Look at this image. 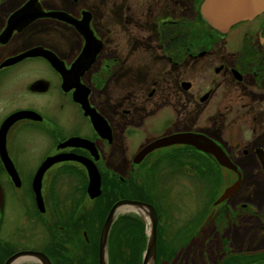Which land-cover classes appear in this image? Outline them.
I'll list each match as a JSON object with an SVG mask.
<instances>
[{
    "label": "flooded vegetation",
    "instance_id": "1",
    "mask_svg": "<svg viewBox=\"0 0 264 264\" xmlns=\"http://www.w3.org/2000/svg\"><path fill=\"white\" fill-rule=\"evenodd\" d=\"M63 1L0 0V145L13 162L20 185L11 180L1 157L0 177L21 197L26 222L19 233L1 234L6 206L2 182L0 264L19 251L44 254L50 264H99L105 219L101 223L91 210H109L122 200L152 204L145 183L184 174H193L196 181L220 175L223 186H218L204 213L178 232H168L173 234L169 238L197 240L212 221L219 240L212 251L214 264H264V252L250 253L264 249V219L256 229L262 240L255 245L250 243L252 231L245 232L239 243L233 234L237 216L262 213L261 208H252V200L235 198L245 179L236 156L252 160L253 172L264 177V11L222 33L203 20L202 0L190 2L191 19L187 0H156L153 4H160L156 10L141 3L140 14L126 13L108 41L88 5L67 0L69 4L61 6ZM55 26L69 33L60 43ZM39 32H47L46 39L63 50L38 40ZM154 39L169 51L158 62H145L141 56L146 47H154ZM36 48L34 55L20 57ZM123 74H131L132 81L121 88ZM190 114L193 124L176 123ZM204 124L218 125L220 130L210 131ZM175 133L208 138L237 170L191 144L147 150ZM49 158L55 160L42 173L38 201L34 177ZM97 174L100 192L91 196L90 178ZM235 181H239L236 191L215 205ZM121 219H114L110 230L107 264H142L144 249L123 254L112 249L113 230ZM34 225L39 227L37 234L28 232ZM157 227V238L163 240L165 230L159 221ZM189 255L184 250L157 249L155 264H186ZM21 264L42 263L30 257Z\"/></svg>",
    "mask_w": 264,
    "mask_h": 264
},
{
    "label": "rangeland",
    "instance_id": "2",
    "mask_svg": "<svg viewBox=\"0 0 264 264\" xmlns=\"http://www.w3.org/2000/svg\"><path fill=\"white\" fill-rule=\"evenodd\" d=\"M154 1L156 0H80L82 4L88 5L90 9L95 13L97 27L105 34L108 41L109 38L111 39L112 34L118 30V26L120 25L121 21L123 20V16L126 13H130L134 10V13L137 12V10L140 9L141 3H143L147 8L149 7V5H152V10H156L160 7V4H153ZM187 1L189 4V6H187V17L188 19H191V12L193 11V8L191 6L195 5V2H193L192 0ZM161 2L164 3L163 0H161ZM190 2L192 3V5L190 4ZM68 4L69 2L67 0L60 3L61 6H67ZM146 12H148L147 9ZM138 13L139 12H137L136 14ZM54 29L56 30L54 31V33H58L56 40L59 43L62 40V35H69V33L62 27L55 26ZM164 34V32L161 33V35ZM189 35L190 31H188L187 33V36ZM36 37H39L37 39L40 41L50 42L51 45L63 50L61 46L46 39L48 37L47 32H39L36 34ZM28 38H26V41L30 39ZM166 51L169 50L157 46V41L156 39H154V47H146L145 53L142 54L141 57L146 58L147 61L145 60V62L155 63L161 60V58L163 57V53H165ZM38 70H43V68L39 66ZM133 74H135V72ZM122 77L123 79H120L121 82L119 83V86L121 88H124L128 86V84H130V82L132 81L130 80L131 74H123ZM194 122V115L190 114L187 115L186 118L180 119L176 123L179 125H188L193 124ZM204 125L213 132H219L220 130L218 125ZM27 155L30 154H28L27 152ZM236 159L241 163L243 167L245 179L244 187L235 199L244 197V199L252 200V208L255 210L261 208L262 213L247 217L237 216L235 221V229L233 231V234L235 235L234 239L237 243H239L242 235L250 230V232L252 231L250 236V243L256 244L262 240L261 236L259 235L260 232H257L256 229L259 221L264 219V177L259 176L258 174H255V172H253V170L251 169V165L253 164L252 160H241L238 156H236ZM31 164L32 163L29 161V166H31ZM192 175L184 174L180 175V177L176 175L160 176L159 178H156L153 185L145 183V192H148V196H151V198L148 197V201L152 203V206L155 208L156 212L159 213L160 219H158V221L165 230L163 238L165 247L161 250H184L189 252V262H187L186 264H214L212 251L216 248L219 240L218 234L215 232L216 229H214L212 221L205 226L204 230L202 231V233H200L197 240L193 239L189 242H181V240H171L169 238V235L171 237V235L173 234L169 233L167 235L168 232H178L180 227L185 223L191 221L197 215L204 213L206 207H209V204L212 202L211 199L216 193L218 186L220 187V175L215 177H201L198 178L197 181L192 177ZM0 180L4 183V186L6 188V206L1 234L5 236H11L15 233H19V231L22 229V225L26 223L22 219V199L17 195V193L15 194L9 190L6 184L5 177H0ZM222 186L223 185H221L220 188H222ZM152 190L154 191L155 196L153 195ZM223 201H221V203ZM109 210L108 207L103 210H99L96 208L95 210H91V215L92 217L99 216L102 223L104 219L106 220L105 216H107L106 213L108 214ZM128 213L131 214L132 212L118 213V217L116 216L115 221L122 218V214L126 215ZM209 215H211V213ZM206 219L207 217L202 222L205 223ZM223 220L226 219L224 218ZM224 223L225 222L223 221V224ZM99 227L100 225L98 226V228ZM144 228L142 229L141 227H138L137 222L131 218L118 221V224L113 230L112 249L118 254H123L127 251H133L135 253L137 251H142L145 248L147 242V235L144 232ZM146 228L149 229V224H146ZM38 229L39 227L37 225L30 226L28 232L37 234ZM192 234H194V231L190 232V235ZM220 234L221 233H219V236ZM142 236L144 237V240L142 238L143 241L139 243V239ZM184 243L187 244L184 245ZM78 264L84 263L80 262Z\"/></svg>",
    "mask_w": 264,
    "mask_h": 264
},
{
    "label": "water",
    "instance_id": "3",
    "mask_svg": "<svg viewBox=\"0 0 264 264\" xmlns=\"http://www.w3.org/2000/svg\"><path fill=\"white\" fill-rule=\"evenodd\" d=\"M238 3L231 5L230 7L227 4V0H202L199 11L203 20L210 25L213 29L225 33L229 28L235 23L251 19L258 13L264 11V0H237ZM27 7H23L22 10H26ZM59 18H69V16H64V14H56ZM264 42V38H262ZM38 49H32L20 55V57L25 55H34ZM38 52V51H37ZM79 140L80 138H75ZM200 136L195 134H175L168 136L162 139L157 140L155 143L151 144L147 150L160 147L168 146L172 144H191L198 149H202L210 154H212L217 161L227 167H232L219 148L207 142ZM0 157L3 162L6 170L9 172L11 179L15 181L16 186H19V178L14 169L13 163L10 160L4 145H0ZM55 159L49 158L44 162V164L39 168L36 173L33 181V188L36 193L38 201H41L40 195V185L42 173L47 166ZM91 181L89 185V191L91 196L98 194L100 192L101 179L100 176L94 177L91 176ZM239 186V181H235L233 186L227 188L226 192L221 195V197L214 203L215 205L219 204L221 201L227 199L230 195L236 191ZM96 191L92 193L93 191ZM92 191V192H91ZM122 206H128V211L138 215L144 223V232L147 235V242L144 248V253L142 257V264H155L156 260V248H157V239H156V226H157V215L154 207L146 202L137 201V200H122L114 203L110 208L106 220L102 225L100 238H99V264H107L106 256L108 254V238L110 230L113 226L114 219L118 215L117 210ZM4 208V192L2 185L0 183V217ZM124 213V212H123ZM118 217V216H117ZM146 224H149V229L146 228ZM148 229V230H147ZM257 252V251H253ZM37 258L41 261L42 264H50L49 259L44 255L36 252H15L14 254L8 256L3 264H14L18 259L24 258Z\"/></svg>",
    "mask_w": 264,
    "mask_h": 264
},
{
    "label": "trees",
    "instance_id": "4",
    "mask_svg": "<svg viewBox=\"0 0 264 264\" xmlns=\"http://www.w3.org/2000/svg\"><path fill=\"white\" fill-rule=\"evenodd\" d=\"M121 217V216H120ZM122 218H123V220H125V219H132L133 218V216H130V215H123L122 216ZM140 220V219H139ZM135 221V220H134ZM138 221V220H137ZM137 224H138V227H141V228H143L142 227V223H141V221H138L137 222ZM158 247H159V249H162V248H164L165 247V242L163 241V240H161L160 238H158ZM254 256H257V255H254ZM258 256H260V255H258Z\"/></svg>",
    "mask_w": 264,
    "mask_h": 264
},
{
    "label": "bare ground",
    "instance_id": "5",
    "mask_svg": "<svg viewBox=\"0 0 264 264\" xmlns=\"http://www.w3.org/2000/svg\"><path fill=\"white\" fill-rule=\"evenodd\" d=\"M238 1L237 0H227V4L230 7L231 5L237 4ZM226 192V191H225ZM224 192V193H225ZM127 206H122L120 207L117 212L120 213L122 210H124ZM22 263V259H18L14 262V264H21Z\"/></svg>",
    "mask_w": 264,
    "mask_h": 264
}]
</instances>
